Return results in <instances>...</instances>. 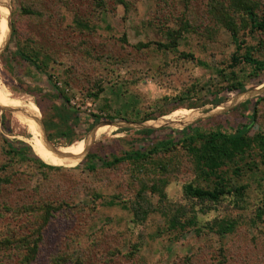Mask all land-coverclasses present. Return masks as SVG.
Listing matches in <instances>:
<instances>
[{
	"label": "rangeland",
	"instance_id": "rangeland-1",
	"mask_svg": "<svg viewBox=\"0 0 264 264\" xmlns=\"http://www.w3.org/2000/svg\"><path fill=\"white\" fill-rule=\"evenodd\" d=\"M248 7L262 19L264 0H0V40L9 38L8 21L12 29L0 53V264H264L258 148L252 151L258 169L249 167V157L223 168L230 188L246 187L243 199L227 195L219 203L186 196V186L213 189L215 181L200 173L184 143L145 161L103 166L127 152L148 153L161 141L178 142L175 132L188 126L231 135L249 123L255 99L264 95V73L244 63L234 70L242 93L263 92L249 105L209 114L216 94L238 95L225 92L231 77L219 75L233 71L231 26L264 60V31L250 33ZM256 109L250 137L264 133V101ZM190 111L196 114L189 118ZM200 114L190 125L177 123ZM94 116L101 118L97 125ZM38 118L53 142L40 136ZM67 118L71 145L59 138ZM159 120L177 122L145 125ZM105 126L116 129L94 135ZM31 134L42 142L33 143ZM5 138L16 148L17 141L45 147L33 151L49 165L52 157L70 163L53 170L12 158ZM174 216L184 228L170 226ZM231 223V231L221 229Z\"/></svg>",
	"mask_w": 264,
	"mask_h": 264
},
{
	"label": "trees",
	"instance_id": "trees-1",
	"mask_svg": "<svg viewBox=\"0 0 264 264\" xmlns=\"http://www.w3.org/2000/svg\"><path fill=\"white\" fill-rule=\"evenodd\" d=\"M241 1V0H240ZM247 17L249 19V31L251 34H254L257 31H264V16L262 19H259L258 16L255 14L253 8L248 7L246 9ZM247 26V25H246ZM234 40L237 45V53L233 55L232 57V63L230 65V69L233 70L230 72V74H226L225 71L219 70L220 76H230L231 78L227 79L228 85L225 87V92L228 94H240L246 89L244 88V84L242 81H240L239 76L234 71L235 68L241 64H247L250 65L253 69V73L255 75H259L261 73H264V60L256 59L253 55V48L250 46H247L245 42L240 41L237 37V31L233 26H231L230 29ZM15 36V32L13 34ZM8 38H5L2 42V51L5 47V44L7 43ZM243 51V53H242ZM242 53V54H241ZM21 59H23L25 62L29 63L33 67H36V69L40 70L39 65H37V62L33 60V58L27 54H24L23 52H19ZM3 60L5 58L3 57ZM230 70V71H231ZM254 87L249 88L252 89ZM215 95V94H214ZM220 94H216V99L212 104L217 107L224 103L227 98L219 97ZM264 101V95L259 96L254 101V108L250 117V121L248 124L240 127L238 131H236L234 134L227 135L221 132H211L209 134H202L195 130L192 126H188L184 128L181 131H176L175 133L182 137L180 141L177 142V140H167V141H161L159 142L152 151L145 153L143 150H136L133 152H127L121 157H114L112 161H104L103 166L105 167H113L125 162H139V161H145L150 158V155L156 154V152L160 151L161 149H168L170 147L176 146L179 143H184L189 146V150L192 153H195L197 156V159L199 160L200 165V173L205 176L208 179H213L215 181V185L213 189H203L200 187H194L193 185H188L185 187V194L186 196L197 199L200 201H209L213 203H219L225 196L227 195H234L238 200H242L244 197V194L246 192L245 186H238L230 188L229 184L226 182V178L223 175V168L226 167L229 163H233L236 158H245L249 157V161L247 162L249 164V167L252 168H259V164L264 165V133L256 134L254 137H250L248 133L251 131V129L254 127L257 121V105L262 103ZM252 101H248L246 104H251ZM74 117H77L74 113ZM71 121V118H67V132H64L59 138L65 139L69 142V145L73 144V135H74V128H72L71 125H69V122ZM94 123L93 125H97L100 123L101 118L98 116H94ZM152 121V120H150ZM149 122V121H148ZM38 124H39V132L40 136L42 138H47V140L53 142L52 136L49 135L48 137L44 128V125L40 124V118H38ZM47 127V125L45 124ZM106 127V126H105ZM43 129V130H42ZM91 129V128H89ZM146 134L153 135L155 133H158L157 130H146ZM4 148H5V154H7L10 157H18L23 159L24 161L39 165L40 167L53 169V170H60L62 169L61 166H66L67 164H54L47 165L44 163L38 156L35 155L33 149L36 147H39L40 149H43L45 147H41L38 144H28L25 142H15L19 145H21V148H16L15 144L11 142L9 139L5 138L4 140ZM196 142H200V146L193 147V145ZM254 148H258L260 151V163L257 162L253 155L252 151ZM88 158H92L94 160L95 155L92 156L89 154ZM50 159V158H49ZM57 158H51L50 164L54 162H58ZM72 162V161H71ZM82 165V164H81ZM84 165V164H83ZM95 166L93 164L89 165V170H94ZM240 167H237L234 171V174L239 176L240 173ZM114 202H110V205H113ZM136 217L138 218L141 212L139 210L134 211ZM147 211L143 212V215L146 216ZM191 223V222H189ZM170 226L174 229L184 228V225L181 222L180 218H177L174 216L170 220ZM227 228H221L224 229V231H231L234 228V224H229V226H226Z\"/></svg>",
	"mask_w": 264,
	"mask_h": 264
},
{
	"label": "bare ground",
	"instance_id": "bare-ground-1",
	"mask_svg": "<svg viewBox=\"0 0 264 264\" xmlns=\"http://www.w3.org/2000/svg\"><path fill=\"white\" fill-rule=\"evenodd\" d=\"M10 8V7H9ZM8 15H9V17H10V12L8 13ZM8 17V18H9ZM10 20V19H9ZM8 27H9V38H10V36H11V31H12V29H11V26H10V21H8ZM9 38H8V40H9ZM4 39V38H3ZM3 39L2 40H0V44H2V42H3ZM2 52V49L0 50V53ZM260 89H261V87L260 88H258V89H253V90H251V91H249V92H246V93H242V94H238L237 96H235V98H233V99H231V100H227L226 102H224V103H222L221 105H219V106H217L216 107V109H214V110H211V112L209 113V114H211V115H216V114H220V113H224V112H227V111H229V110H231L232 108H235L236 106H238V105H241V104H243V103H246V102H248V101H250L252 98H254V97H257V96H259L260 95V93H262L263 91H260ZM6 91V90H5ZM11 97H12V95H11ZM13 99H14V102H15V105L17 104V105H20L21 106V103L19 102V99H17V98H14V97H12ZM228 103V104H227ZM14 104V103H13ZM228 105V106H225V105ZM19 107H16V106H14V107H12V113H13V116L21 123V124H23L22 123V113L19 111V109H18ZM1 109L2 110H4V108L3 107H1ZM196 114V112H188L187 113V116L190 118L191 116H194ZM203 114H200L199 116H197V117H195V118H193L192 120H188L189 118H187V119H183V121L182 122H177V121H174V122H171V121H164V120H159V121H157V122H150V123H148V122H146V126L147 127H151V128H161V127H163V126H168V125H171V124H176V122L177 123H179L180 125L182 124L183 126H186V125H190V124H192L193 122H195L197 119H200V118H203ZM41 124V123H40ZM181 125V126H182ZM114 129H116L115 127H111V126H107L106 128H104V129H102L101 131H99V132H96L94 135L96 136V135H98V134H101V133H111V132H113L114 131ZM43 130V129H42ZM31 136H32V142L33 143H41L42 142V140L38 137V136H36V135H33V134H31ZM79 153V148H77V153H76V155ZM70 158H71V155H70ZM69 158V159H70ZM68 159V160H69ZM67 161V160H66ZM65 162V161H64ZM44 163H46V162H44ZM63 163V162H62ZM47 164V163H46ZM53 164H61V162L60 161H58V162H54ZM47 165H49V164H47ZM52 166H55V165H52ZM67 166V165H66Z\"/></svg>",
	"mask_w": 264,
	"mask_h": 264
},
{
	"label": "water",
	"instance_id": "water-1",
	"mask_svg": "<svg viewBox=\"0 0 264 264\" xmlns=\"http://www.w3.org/2000/svg\"><path fill=\"white\" fill-rule=\"evenodd\" d=\"M42 124H43V122H42ZM44 125V124H43ZM44 128H45V126H44ZM48 137V136H47Z\"/></svg>",
	"mask_w": 264,
	"mask_h": 264
}]
</instances>
